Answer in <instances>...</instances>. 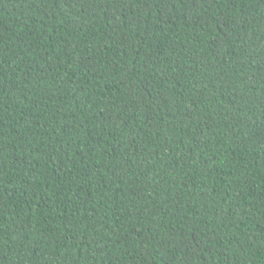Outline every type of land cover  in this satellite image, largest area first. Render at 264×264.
<instances>
[{
  "label": "trees",
  "instance_id": "obj_1",
  "mask_svg": "<svg viewBox=\"0 0 264 264\" xmlns=\"http://www.w3.org/2000/svg\"><path fill=\"white\" fill-rule=\"evenodd\" d=\"M0 264H264V0H0Z\"/></svg>",
  "mask_w": 264,
  "mask_h": 264
}]
</instances>
